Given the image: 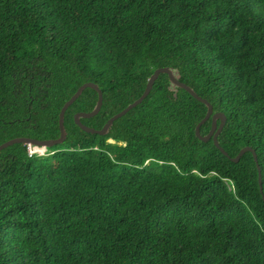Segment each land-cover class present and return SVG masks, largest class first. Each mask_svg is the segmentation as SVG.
<instances>
[{
    "label": "trees",
    "instance_id": "16d2710c",
    "mask_svg": "<svg viewBox=\"0 0 264 264\" xmlns=\"http://www.w3.org/2000/svg\"><path fill=\"white\" fill-rule=\"evenodd\" d=\"M0 264H264V0H0ZM216 124L218 122L216 121ZM210 118L200 127L207 134ZM260 168L261 194L251 153Z\"/></svg>",
    "mask_w": 264,
    "mask_h": 264
},
{
    "label": "water",
    "instance_id": "95a60500",
    "mask_svg": "<svg viewBox=\"0 0 264 264\" xmlns=\"http://www.w3.org/2000/svg\"><path fill=\"white\" fill-rule=\"evenodd\" d=\"M160 74H165L167 76L168 82L172 88H179V89L184 90L194 100H196L197 102H199L205 106L206 111H205L203 118L194 127V131H193L194 136L202 143H205V142L211 140L213 146L223 156L226 157L227 156L226 153L219 147V145L217 143V139H216L218 134L220 133L223 125H224V122H225L224 116L221 113L212 114V109H211L210 104L206 100H204V99L200 98L198 95H196L191 90V88H189L185 84L179 82L178 75L175 72H172L169 68H165V67L155 69L151 73V75L148 77V79L146 80L144 89H143L142 93L140 94V96L136 100H134L132 103H130L126 107H124L121 111H119L118 113H116L113 116H111L110 118H108L99 130H94L93 128L86 127L83 124H81V122H80V119H87V118H91V117L95 116L98 113L100 106H101V102H102V94H101L100 90L98 89V87L91 82H85V83L81 84L79 87H77L75 92L62 104L61 108L59 109L58 115H57V127H58V137L57 138L50 139V140H33L30 138H25V137L13 138V139L7 140V141L3 142L2 144H0V151L5 149L6 147L14 145V144L28 145V146H31L33 148H42V149L51 148L55 145L61 144L64 141L65 136H66L65 130L63 128V114H64L65 110L79 97L81 92L86 88L91 89L96 93L95 104H94V106L90 112H77V113H75L72 117L73 123L82 132H84L86 134L103 136L108 132L109 128L111 127L112 123L115 120L121 118L129 110H131L132 108H134L135 106H137L138 104L141 103V101L149 93L154 81L156 80V78ZM209 118L211 120L210 128H209L207 134H205L204 136H201L199 134V127ZM216 121L218 122V124H216ZM246 152L251 153L253 162L255 164L258 191L261 194L260 168L257 165L255 153L253 152V150L248 148V147H243L238 151V153L233 158H230L229 160L232 163H236L238 161V159ZM262 201H264V198H262Z\"/></svg>",
    "mask_w": 264,
    "mask_h": 264
},
{
    "label": "rangeland",
    "instance_id": "374dc122",
    "mask_svg": "<svg viewBox=\"0 0 264 264\" xmlns=\"http://www.w3.org/2000/svg\"><path fill=\"white\" fill-rule=\"evenodd\" d=\"M37 155H43L46 151L42 148H33L32 149Z\"/></svg>",
    "mask_w": 264,
    "mask_h": 264
},
{
    "label": "built area",
    "instance_id": "2783aa9c",
    "mask_svg": "<svg viewBox=\"0 0 264 264\" xmlns=\"http://www.w3.org/2000/svg\"><path fill=\"white\" fill-rule=\"evenodd\" d=\"M32 149H33V147L27 145V147H26V151H27V155H28V156H30V155H32L33 153H35Z\"/></svg>",
    "mask_w": 264,
    "mask_h": 264
}]
</instances>
